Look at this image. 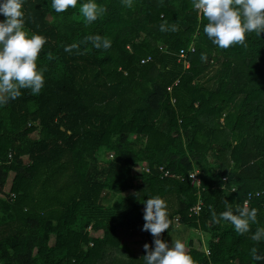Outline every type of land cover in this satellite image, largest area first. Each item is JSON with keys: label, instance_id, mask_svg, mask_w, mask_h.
<instances>
[{"label": "trees", "instance_id": "trees-1", "mask_svg": "<svg viewBox=\"0 0 264 264\" xmlns=\"http://www.w3.org/2000/svg\"><path fill=\"white\" fill-rule=\"evenodd\" d=\"M96 3L105 11L87 23L80 0L62 13L51 0H24L25 28L47 38L37 59L45 82L39 95L23 89L0 106L2 264H144V245L126 250L117 228L143 232L153 248L142 200L155 196L170 222L160 238L189 227L194 264H264L250 256L252 247L264 256V241L250 240L264 228V32L220 49L192 0ZM95 35L111 47L94 48ZM192 42L185 69L179 52ZM103 147L113 158L96 170L90 161ZM196 169L200 186L189 178ZM246 200L257 209L249 232L212 222L225 201L234 210Z\"/></svg>", "mask_w": 264, "mask_h": 264}, {"label": "clouds", "instance_id": "clouds-1", "mask_svg": "<svg viewBox=\"0 0 264 264\" xmlns=\"http://www.w3.org/2000/svg\"><path fill=\"white\" fill-rule=\"evenodd\" d=\"M126 7L132 6V0H121ZM24 0H0V106L15 100L26 89L31 95H39L44 86V69L38 67L37 59L45 45V36L30 33L25 28ZM78 0H51V9L56 13L75 9ZM192 8L199 18L202 15L207 23L203 32L211 43L220 49H228L232 45H244L246 35L255 33L258 37L264 32V0H192ZM80 14L85 22L91 23L105 11L98 6L96 0H80ZM165 24L160 25V31H167ZM171 31H176L175 26ZM94 48L109 49L111 41L99 35L89 37ZM76 44L65 46L70 52ZM49 59H52L49 54ZM201 59H206L204 55ZM190 178L193 176L189 175ZM144 207L143 231H148L154 237V247L144 244L146 255L144 264H194L193 258L187 253L185 244L180 240L169 243L160 238L161 233L169 230L167 204L159 196L142 200ZM225 209L219 216L212 212V222L230 223L238 235L249 232L250 224L257 222V209L249 208L247 201L235 209L225 201ZM256 243L264 241V228L258 227L250 236ZM254 262L264 260L257 248L250 249Z\"/></svg>", "mask_w": 264, "mask_h": 264}, {"label": "rangeland", "instance_id": "rangeland-1", "mask_svg": "<svg viewBox=\"0 0 264 264\" xmlns=\"http://www.w3.org/2000/svg\"><path fill=\"white\" fill-rule=\"evenodd\" d=\"M49 18H51V16ZM222 118H224V117H222ZM222 118H221V122L223 123V119ZM235 142L236 141L234 140V143ZM143 143H144V140L141 143V145H143ZM141 145L140 144L137 145L136 149H141L142 148ZM111 151L112 150L108 149L107 147L100 148L99 151L94 155L96 160L95 161L94 160L90 161L91 167H95L96 170L106 169L108 167L109 161L113 158V151L112 152ZM197 171L199 172V170H197ZM104 172H106V171H104ZM12 176H13V173H10L9 177H8V180H7V182H6L5 186H4L5 194H6V192L9 189V186H10L9 183L12 182L11 181L12 180ZM189 232H190V228L189 227H186V226H183L181 224H178V226L175 227V229L172 232L168 233L166 235V237L167 238L170 237L169 240H171V243L174 241V239L183 241V240L186 239V237L188 236ZM172 234H175L174 235L175 237H173ZM141 236H143V233L141 234L140 232H136V231H133V232L132 231H127V230H121L120 231V237L122 238V240L128 239L129 241H132L133 243L136 240L141 239ZM177 236H178V239L176 238Z\"/></svg>", "mask_w": 264, "mask_h": 264}, {"label": "built area", "instance_id": "built-area-1", "mask_svg": "<svg viewBox=\"0 0 264 264\" xmlns=\"http://www.w3.org/2000/svg\"><path fill=\"white\" fill-rule=\"evenodd\" d=\"M195 48H196V46L192 42L187 48H182L179 52V61H181L183 63L185 69L189 68V66H190V63L187 59V56L189 53L195 52ZM150 60H151V56L144 57L141 59V63L143 64V63H146ZM168 89L171 90L172 87L170 86V87H168ZM173 101H175V99H173ZM9 156L11 157V155H9ZM136 167L140 168L146 172L150 171V167L148 166V164L146 162H142L141 166H136ZM162 169L163 168L160 167V170H162ZM167 175H169V172L164 173V176H167ZM189 175L193 176L192 178L189 177L191 179L192 183L195 184L196 186H200L201 178H200L199 172L197 170H194V171L190 172ZM9 192H10V187L6 193H9ZM11 195L13 196L14 194H11ZM256 195L259 196L260 192H257ZM246 201L248 204V200H246ZM202 204H203V202L201 200H199L198 203L192 207V209H191L192 213L198 214L201 210ZM176 220H178V219H176ZM206 253H207V255L209 254L208 251ZM0 264H2L1 259H0Z\"/></svg>", "mask_w": 264, "mask_h": 264}, {"label": "crops", "instance_id": "crops-1", "mask_svg": "<svg viewBox=\"0 0 264 264\" xmlns=\"http://www.w3.org/2000/svg\"><path fill=\"white\" fill-rule=\"evenodd\" d=\"M141 165H142V162L136 164V166H141ZM9 185L11 186V183H9ZM121 230H127V231H132V232L135 231V230H129V229H125V228H122V227H118L117 228V233H118L119 237H120V231ZM136 232H140L141 234L143 233L141 231H136ZM172 235H173V237H175L174 236L175 234H172ZM169 238H167V239H168V241H169V243L171 245L172 243H171V240H169ZM176 238L178 239V236ZM53 240H54V238H53ZM144 242H145V236H144V233H143V236H141V239L136 240L134 243L132 241H129L128 239H124L123 240V247L126 250L132 252L133 254L139 255L141 253V250H142V247L144 245ZM181 242H184V240L181 241Z\"/></svg>", "mask_w": 264, "mask_h": 264}]
</instances>
